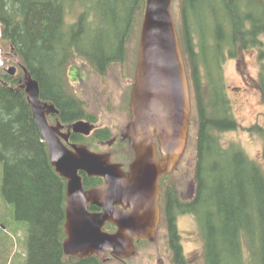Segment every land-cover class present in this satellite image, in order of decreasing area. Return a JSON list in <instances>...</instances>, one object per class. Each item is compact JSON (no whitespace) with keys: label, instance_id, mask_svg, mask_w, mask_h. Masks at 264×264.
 <instances>
[{"label":"trees","instance_id":"1","mask_svg":"<svg viewBox=\"0 0 264 264\" xmlns=\"http://www.w3.org/2000/svg\"><path fill=\"white\" fill-rule=\"evenodd\" d=\"M174 1L183 10L180 22L174 20L180 24L192 115L185 154L161 180L171 256L184 264L177 217L192 215L204 239L203 264H264V166L221 140L237 123L219 64L225 48L236 61L254 47L264 55L260 39L264 0ZM75 5L82 7V14L69 23L68 9ZM144 8L145 0H0V51L6 54L0 66L1 192L10 217L18 223L16 232L24 229L26 236L22 258L15 251L18 242L6 235L9 219L1 217L0 264H107L96 257L81 259L63 252L67 182L50 164L21 86L26 70L39 83L40 99L53 100L63 107L64 119H73L59 96L70 58L75 51L93 55L100 67L118 58L139 39ZM94 34V39L87 37ZM9 64L17 68L14 76L7 72ZM202 68L210 78L206 83ZM258 87L264 99V74ZM254 126L252 133L264 146V127ZM189 150L194 168L184 198L168 179Z\"/></svg>","mask_w":264,"mask_h":264},{"label":"water","instance_id":"2","mask_svg":"<svg viewBox=\"0 0 264 264\" xmlns=\"http://www.w3.org/2000/svg\"><path fill=\"white\" fill-rule=\"evenodd\" d=\"M172 1L146 0L131 101L133 119L129 137L134 141L136 158L129 178L120 165L110 162L108 155L92 153L85 147L73 153L58 143L45 118V109L51 111L54 107L41 102L39 83L25 70V83L21 87L45 136L52 165L67 180L65 255L103 259L109 253L124 260L134 255L135 240H152L155 236L159 221L158 180L170 173L183 155L191 115L187 74L170 12ZM16 70L12 67L8 72L14 76ZM79 124L74 125V131H79ZM154 137L160 144L159 160ZM79 171L103 176L107 185L85 190ZM90 204L103 212L91 213ZM116 204L131 210L117 211ZM107 222L116 225V233L103 231Z\"/></svg>","mask_w":264,"mask_h":264},{"label":"rangeland","instance_id":"3","mask_svg":"<svg viewBox=\"0 0 264 264\" xmlns=\"http://www.w3.org/2000/svg\"><path fill=\"white\" fill-rule=\"evenodd\" d=\"M82 5V4H81ZM82 14V7L75 5L73 8L68 9L67 21L69 23L75 22L79 12ZM180 7L179 3H175V18L180 22L179 15ZM93 20V18H91ZM106 28V27H105ZM104 28V29H105ZM201 31V30H200ZM93 38L94 36H87ZM140 38V35H139ZM261 39L264 45V32L261 34ZM129 54H131L134 60H137V54L139 53V39L135 38L128 47ZM264 49V47H263ZM133 51V53H132ZM230 49H224V59L219 60V64L222 65V80H224L225 95L230 101L232 112L236 120L237 126L231 131H226L222 134V142L225 145L234 144L241 148L250 158L255 159L264 166L263 142L261 139L252 133L255 126L259 125L264 127V99L258 84L254 83L253 79H257L260 74H264V55L259 49H248L241 53V60L236 61L230 58ZM1 52V51H0ZM128 52V50H127ZM264 54V53H263ZM3 58L5 53L1 52ZM9 56V54H8ZM11 60L15 61V58ZM16 67L9 64L8 68ZM120 71L119 67L114 68V72ZM204 75V82L209 81L208 73L205 68H202ZM216 76H213L215 78ZM209 78V79H208ZM92 82L91 90L95 91L93 96L87 94L86 96L90 100L89 106L93 105L92 113L99 117V123L101 126L109 127L110 129L119 127V122L126 119L127 115L121 111L122 109V93L120 90L113 92L112 96H105L107 89L103 90V82L98 78L93 77L89 83ZM216 83V82H215ZM218 83V82H217ZM108 86V82L105 83ZM120 88V87H119ZM97 93L102 94L98 95ZM97 97H100L97 99ZM109 97V107H106L104 98ZM87 100V99H85ZM115 103V105H113ZM116 107V112L113 113ZM185 158V157H184ZM194 168V154L191 150L187 152L186 158L183 160L182 165L175 171V174L168 179L176 184V187L180 195L184 198L188 196V190L191 186L192 171ZM2 174L3 165L0 164V224L2 222L1 217L9 219V225L6 230V235L11 237V241L18 242L15 246V251L23 256L26 255V236L25 230L19 229L16 232L17 222L12 220L10 213L7 211L1 192L2 187ZM9 214V215H8ZM6 225V224H5ZM8 225V224H7ZM165 228V226H164ZM177 228L181 235L180 243L182 247V254L190 258V264H203V249L204 239L199 229V224L196 218L192 215H182L177 219ZM14 231H13V230ZM168 238L165 230H161L158 233L157 240L154 242H145L137 246L136 255L125 263L120 261H108L107 264H172L171 250L168 247ZM20 257V258H21Z\"/></svg>","mask_w":264,"mask_h":264},{"label":"flooded vegetation","instance_id":"4","mask_svg":"<svg viewBox=\"0 0 264 264\" xmlns=\"http://www.w3.org/2000/svg\"><path fill=\"white\" fill-rule=\"evenodd\" d=\"M173 13H175V5L173 7ZM181 14H183V10H180L179 12L180 18ZM129 50L130 49H126V51L125 49L122 50L118 58L110 60L104 67H100L97 59H95L93 55L91 57H85L81 56V53H76L75 51V56L70 58L68 66L63 72V82L65 83V86L60 88L62 95L59 94L60 100L65 103V105L68 104L66 106H68L69 111L71 112L70 115L72 114L73 117L75 116L73 119H64L63 114L66 113L63 111V107L53 100L47 98L41 99V102L44 105L54 107L51 111H48L49 109L46 108L45 116L49 127L53 131V135L58 140V143L61 144V146L73 153L76 152V149L85 147L93 153L108 155L110 162L112 164L120 165L121 170L124 172L127 178L130 177L129 175L131 172V165L136 158L134 141L129 137V128L133 119L131 101L133 89L136 83V71L139 55L138 53L137 60H134V57L132 58L131 54H129ZM116 67L121 69V73L120 71L117 72L118 74L114 72V68ZM186 70L187 76L189 78L187 67ZM93 77L98 78L99 81L103 82V90L108 88L107 94L105 96H112L113 92L116 93L118 90L121 91L123 98V106L121 111L125 113L127 117L126 119H123L119 122V127L113 128L112 125V128L110 129L109 127L101 126L99 123V117L92 113L93 105L88 107L90 100L86 95L90 94V96H93L95 93V91L91 90L90 85H92V82L89 83ZM106 82H108V86L105 84ZM97 94L105 97L100 93ZM99 98L100 97H97V99ZM109 100V97L104 98L106 107H109ZM113 105H115V103H113ZM115 110L116 107L114 108L113 113H117ZM77 123H80L78 132L74 131V125ZM89 129L90 131L86 133V131ZM41 135L43 138H45L42 132ZM106 135L107 137H105ZM44 142H46V139H44ZM153 142L157 146V159L159 160L162 156L159 140L154 137ZM45 145L47 147L50 164L56 171V168L51 162V152L47 146V143H45ZM56 173L59 174L57 171ZM78 174L82 179L85 190H92L107 185L106 178L103 176H89V174H87L85 171H79ZM162 176L163 175L159 177L158 181L160 194L158 204L160 213L157 230L155 231V236L152 239L153 241H155L158 233L161 230H165L167 237L169 235L167 232L169 226L166 225L164 220V214H166V212L164 213L165 208L162 204ZM86 182H88V184ZM114 208L117 209V211L128 212L131 210L130 207H126L123 204H116ZM89 211L93 214H100L103 212V209L96 205L90 204ZM104 228L108 233H114L117 230V227L110 222H107ZM179 237L181 238L180 234ZM152 240L148 238L137 239L135 245L138 246L141 243L153 242ZM167 243H169V239ZM182 258L184 264H190V258H188L186 255H182ZM171 259L172 264H177L179 262L178 256H172Z\"/></svg>","mask_w":264,"mask_h":264}]
</instances>
